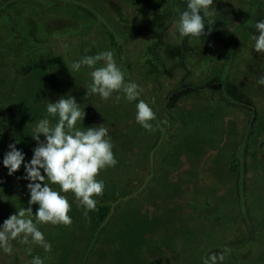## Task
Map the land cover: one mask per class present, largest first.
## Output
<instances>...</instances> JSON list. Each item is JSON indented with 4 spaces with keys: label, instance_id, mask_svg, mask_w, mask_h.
Segmentation results:
<instances>
[{
    "label": "rangeland",
    "instance_id": "374dc122",
    "mask_svg": "<svg viewBox=\"0 0 264 264\" xmlns=\"http://www.w3.org/2000/svg\"><path fill=\"white\" fill-rule=\"evenodd\" d=\"M214 5L200 41L171 35L174 0H0V159L16 141L30 159L48 100L70 93L85 107V126L110 128L119 161L100 176L103 220L73 202L71 225L41 226L53 252L33 246V254L50 256L46 264H201L211 252L225 253L223 264H264V86L256 83L264 54L251 50L249 28L264 5ZM102 50L143 89L155 131L135 122L134 104L84 97L89 77L68 65ZM206 82L215 90L168 95ZM22 174L0 165V223L27 207ZM15 246L0 264H27Z\"/></svg>",
    "mask_w": 264,
    "mask_h": 264
},
{
    "label": "clouds",
    "instance_id": "9594fccd",
    "mask_svg": "<svg viewBox=\"0 0 264 264\" xmlns=\"http://www.w3.org/2000/svg\"><path fill=\"white\" fill-rule=\"evenodd\" d=\"M177 19L171 35L183 40L193 38L201 41L211 32L212 19L216 14L214 0H174ZM264 5V0H260ZM261 18L250 20L249 28L255 31L250 37V48L264 54V8ZM207 26V31H205ZM64 52L69 45L63 44ZM68 71L89 77L84 97H98L107 102L124 100L135 106V122L146 131H155L153 121L156 112L149 102L141 98L143 89L133 80L126 79L125 71L118 65L112 50H102L92 55H82L70 61ZM264 86V76L256 81ZM85 107L69 94L59 96L54 102L48 100L46 115L34 125L31 137L35 147L30 159L17 147L18 141L10 143L0 165L12 176L23 167L17 180L27 181V207H18L0 223V254L14 256L16 244L29 256L27 264H46L50 258L33 254V246L44 253L53 252V243L46 238L41 226H69L73 202L87 217L96 211L99 198L104 195L106 182L101 173L115 168L119 161L114 152L115 144L110 128L100 124L84 125ZM162 124H167L165 119ZM81 125H84L82 127ZM71 194V197L69 196ZM33 205L36 206L35 211ZM15 242V243H14ZM225 253L211 252L201 257V264H223Z\"/></svg>",
    "mask_w": 264,
    "mask_h": 264
},
{
    "label": "trees",
    "instance_id": "16d2710c",
    "mask_svg": "<svg viewBox=\"0 0 264 264\" xmlns=\"http://www.w3.org/2000/svg\"><path fill=\"white\" fill-rule=\"evenodd\" d=\"M173 16L174 17H176V13H175V11L173 12ZM182 43H183V41H182ZM184 44V43H183ZM185 45V44H184ZM183 46V45H182ZM185 47V46H184ZM181 48V47H180ZM186 48V47H185ZM181 51V50H180ZM121 52V51H120ZM122 53V52H121ZM180 54V53H179ZM179 60H181V54H180V58H179ZM213 79H216V78H213ZM188 87H190V88H192V87H195V89H196V91H194V90H186ZM207 87H209V89H212V90H215L214 88H216V87H210V85H209V83L208 82H206V83H204L203 84V86H200V87H197V86H191V85H184V86H180L177 90H174V91H172V92H170L168 95L170 96L171 94H173V92H178V91H180L181 89H185V90H183L182 92H180V93H183V92H185V94L186 93H190V92H192V93H194V92H197V91H199L200 89H205V88H207ZM200 88V89H199ZM199 92H202V91H199ZM246 101V99L245 100H243V101H241L242 103H244ZM236 102V101H235ZM240 103V101H238V103H237V105ZM240 105V104H239ZM245 108L247 109V106H250V108H252L253 109V116H252V120L254 119V117H255V115H256V110H254V108L252 107V105L250 104V103H248V102H245ZM164 111H165V113L166 114H172V113H170L168 110H167V107L165 106V104H164ZM170 116V118L172 119V116L171 115H169ZM4 124H6L5 122H3ZM7 126V124L4 126V127H6ZM240 183V182H239ZM241 185V184H240ZM95 214H97L98 215V217L100 218V220H103L104 218H105V216H106V214H107V208L106 207H97V209H96V211H93Z\"/></svg>",
    "mask_w": 264,
    "mask_h": 264
}]
</instances>
